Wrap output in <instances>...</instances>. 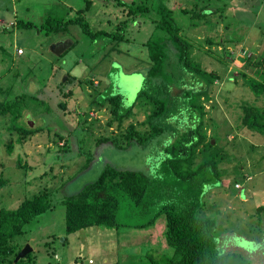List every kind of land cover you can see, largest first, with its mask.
Instances as JSON below:
<instances>
[{"label":"rangeland","instance_id":"1","mask_svg":"<svg viewBox=\"0 0 264 264\" xmlns=\"http://www.w3.org/2000/svg\"><path fill=\"white\" fill-rule=\"evenodd\" d=\"M117 1L0 0V85L10 88L12 94H28V107L18 124L39 128L20 144L17 143V133H12L6 123H2L10 124V121L0 118V179L5 180L0 186V208H16L24 198L31 197L41 188H48L52 193L53 208L36 216L24 227L25 232L13 240L15 247L29 245L32 248L34 264H142L148 253L157 257L172 252L163 236L164 221L161 218L153 227L142 229L90 226L67 234L64 228L65 206L60 200L92 181L102 167L112 165L153 175L165 154L164 139L148 147L131 145L125 149L97 142L105 134L102 130L110 112L107 106L98 110L91 101L119 94L122 106L128 107L144 84L143 73L124 70L126 66L137 64L131 63L127 55L116 52H125L129 45L120 42L116 50H109L112 43L109 45L108 38L92 42L77 24H69L66 32L57 34H47L41 27L49 16L66 20L75 17L77 10L85 7L84 16L92 29L111 30L122 18L120 6L115 4ZM194 1L197 0H173L172 7L176 19L182 24L183 33L194 45L197 62L215 69L220 75L214 81L210 105L214 104L211 116L220 123L222 138L218 143L229 153L230 160L224 163L229 168L230 177L227 179L236 178L247 193L255 181L259 184L247 199L242 194L239 198L229 197V190L224 188H214L210 193L219 199L223 208L231 209V218L236 221L242 218L234 223L233 232L243 240L252 235V229H256L260 214L255 211L264 203V139L238 127L240 105L244 101L261 105L263 101H255L253 93L243 85L236 59L250 53L264 56V0L210 1L211 7L226 5L228 11L227 16L224 13L227 17L224 21L229 22L228 29L225 22L211 28L204 19L191 25L193 17L189 9ZM181 10H187V13ZM203 18L212 21L213 15ZM140 19V25L129 27L128 35L135 42L129 48L136 47L151 33L149 18L142 17L136 22L139 23ZM20 20L32 22L37 27H23ZM211 37L215 41L227 37L235 41L224 49L220 44L208 43L207 38ZM67 40L71 44L75 41V45H69L59 53L53 51V44ZM18 48L23 52L18 54ZM61 82L65 83L61 89L70 92L67 98L60 94L58 86ZM64 100L67 109L63 110L58 104ZM144 118V109L135 107L131 115L123 118L120 127L114 120L110 131L125 129L129 123L143 129L144 125L140 123ZM9 141L14 144L10 153L6 146ZM18 160L26 161L31 168L19 167ZM234 164H243L240 170L253 174L252 181L248 182L241 172L234 174ZM231 190H235L233 184ZM210 196L209 201L213 200ZM144 219L145 216L132 210L124 198L118 220L136 223ZM236 237H231L229 248H241L251 256L254 264H264V252L258 250L264 241L252 248Z\"/></svg>","mask_w":264,"mask_h":264},{"label":"trees","instance_id":"2","mask_svg":"<svg viewBox=\"0 0 264 264\" xmlns=\"http://www.w3.org/2000/svg\"><path fill=\"white\" fill-rule=\"evenodd\" d=\"M210 1L213 0L192 3L193 7L189 9L193 17L191 25H197L204 19L211 28L225 22V28L228 29L229 22L224 21L228 11L226 5L215 8L211 7ZM173 3V0H118L115 4L120 6L122 18L111 30L92 29L84 16L85 7L78 9L73 18L63 20L49 16L41 24L47 34L63 33L68 30L69 24H77L92 42L108 38L109 45L112 43L109 50H112L120 42L127 43L129 47L135 43L129 37L128 30L130 26L142 23L141 19L137 23V19L149 18L152 23L151 33L136 47H126L125 52L115 49L118 55H127L131 63L137 64L124 67L125 72L144 75V84L133 103L123 107L121 96L115 94L93 99L91 104H96L98 110L107 106L110 112V118L102 130L105 134L99 137L98 144L110 143L117 149H125L131 145L148 147L164 139V157L153 175L112 165L102 167L92 181L60 200L65 206V232L70 234L90 226L149 228L161 218L164 221L163 236L172 252L157 257L148 253L142 264H254L245 250L233 246L229 248L230 240L238 236L236 238L240 242L252 248L264 241V203L257 206L255 211L262 214L256 226L258 233L252 229V235L243 241L241 236L233 232L234 223L242 218L237 221L231 218V209L223 208L219 199L210 196L212 189L224 188L229 190V197L239 198L236 192L239 190L241 194L244 188L236 178L227 179L230 177L229 168L224 163L229 162V153L218 143L222 138L220 123L211 116L214 106L210 105L211 93L214 81L220 75L215 69H208L197 62V55L193 54L194 45L183 33L182 24L175 17ZM180 12L187 13V10ZM208 15H213L212 21L203 18ZM19 22H22L23 27H37L29 21ZM215 40L214 37L207 38L208 43L220 44L224 49L235 41L228 37ZM73 45L75 41H72ZM238 58L237 68L240 69L243 85L253 93L255 101H263L261 105L246 101L240 105L238 127L264 139V56L250 53L239 55ZM67 76L70 80L71 77ZM64 84L61 82L58 88L62 97L67 98L70 92L60 87ZM26 98L28 94H12L10 88L0 85V118L10 121V124L5 121L2 123H6V128L12 133H17V143L20 144L39 130L18 124L28 107ZM58 105L63 110L67 109L66 100L60 101ZM135 107L145 111V118L140 123L144 125L143 129L129 123L125 129L110 131L114 120L120 127L123 118L131 115ZM227 129L224 130L225 136ZM6 146L10 153L13 141H9ZM17 164L25 170L31 168L26 161L18 160ZM234 165V174L243 172L240 170L243 164ZM242 175L248 182L254 178V175L249 177L247 172ZM4 184L5 180L1 178L0 186ZM232 184L234 191L231 190ZM257 185L255 181L249 191L257 189ZM51 195L48 188H41L31 197L24 198L16 208H0V264H34L32 249L14 261L22 248L18 245L15 247L13 240L25 232L24 227L36 216L53 208ZM209 196L213 200L209 201ZM124 198L132 210L145 216L144 220L136 223L118 220ZM225 240H228L227 246ZM263 248L264 245L258 250L264 252Z\"/></svg>","mask_w":264,"mask_h":264},{"label":"water","instance_id":"3","mask_svg":"<svg viewBox=\"0 0 264 264\" xmlns=\"http://www.w3.org/2000/svg\"><path fill=\"white\" fill-rule=\"evenodd\" d=\"M71 45V42L69 40L67 41H63V42H60V43H56V44H53L52 47H53V51L59 53L61 51H63L64 49L68 48V46ZM213 142V140H212ZM62 240L64 241V238H62ZM32 248L29 246V245H25L16 255L14 261H17L18 259H20L21 257H24L25 254L27 252H29Z\"/></svg>","mask_w":264,"mask_h":264},{"label":"crops","instance_id":"4","mask_svg":"<svg viewBox=\"0 0 264 264\" xmlns=\"http://www.w3.org/2000/svg\"><path fill=\"white\" fill-rule=\"evenodd\" d=\"M247 175L252 176L253 174L247 172ZM257 186H258V188H259V184H258ZM250 189H251V188H250ZM239 192H240V191L238 190V192L236 193L237 196H239V194H240ZM243 193H244V196H245L244 198H245V199L248 198L249 194L252 195V191H249V192L247 193V190H246L245 188L242 190L241 194H243Z\"/></svg>","mask_w":264,"mask_h":264},{"label":"built area","instance_id":"5","mask_svg":"<svg viewBox=\"0 0 264 264\" xmlns=\"http://www.w3.org/2000/svg\"><path fill=\"white\" fill-rule=\"evenodd\" d=\"M23 51H22V49H20V48H18L17 49V53L19 54V53H22Z\"/></svg>","mask_w":264,"mask_h":264},{"label":"clouds","instance_id":"6","mask_svg":"<svg viewBox=\"0 0 264 264\" xmlns=\"http://www.w3.org/2000/svg\"><path fill=\"white\" fill-rule=\"evenodd\" d=\"M21 49V48H20ZM249 176V175H248ZM249 177H251V176H249Z\"/></svg>","mask_w":264,"mask_h":264}]
</instances>
